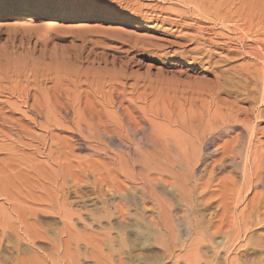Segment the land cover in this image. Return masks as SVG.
Masks as SVG:
<instances>
[{"label": "rangeland", "instance_id": "1", "mask_svg": "<svg viewBox=\"0 0 264 264\" xmlns=\"http://www.w3.org/2000/svg\"><path fill=\"white\" fill-rule=\"evenodd\" d=\"M29 7H36L40 10L63 11L72 14L73 17L43 18L32 15L33 17L21 16L22 18H20V16L12 14L13 12L25 11ZM85 14L92 16L84 17ZM93 15H97V17ZM2 19H17L19 22L11 27L0 29V264L58 263L47 239H34V244H32L29 242V237L35 232L41 231L47 234V238H53L55 233L61 230V225L53 215L43 212L37 213L39 214L36 220L37 225L33 224L34 220L26 209L29 204L26 203L31 200L26 197H32L30 190L31 193L39 194L38 186L43 188L46 185L49 186V175H47L46 169H41L42 163L40 164V162H43V165H48L50 155L60 154L62 150L59 149L68 145L66 143L63 146L61 143L67 142L63 136H69L67 134L70 130L67 129H71L72 123H62V120L59 119L66 117L54 109L51 104L56 98L60 99L59 102H63L65 100L63 96L65 98L68 96L70 99L74 97L72 95L75 93H96L97 89L104 95L119 91L117 101L122 97V104L124 103L126 108L137 107L139 112L134 114L136 119L138 118L137 120L141 119L142 116H146L147 119L149 117L151 122L147 120V128L154 134L157 133V136L161 134L159 136L161 138L165 136L172 144H175L177 136L182 134L180 139H183L186 152L189 151L190 155L196 156V153L201 151L204 153L206 151L212 152L216 146L221 151L233 147L235 150L230 155L231 157L224 159L223 170L220 167L213 172L212 178L214 177V179L211 178V180L217 183H211L210 186V189H217L220 183H227L229 185L228 190L234 186L235 190L238 189L235 191L232 188V193L229 192L227 195L230 198L232 215L243 211L246 197H251L253 192L262 193L264 191L259 184L255 188L249 187V182L247 184L249 180L247 178L251 174L250 169L253 173L257 166L253 164V161L259 157L258 154L264 158V0H0V20ZM198 27L203 30L198 29ZM198 32H201L202 36L204 35V39L215 40L210 42V46L207 42L198 45V43L190 40ZM214 41L218 43H214ZM194 46L200 50L196 47L192 49ZM208 57L209 59H207ZM221 72L231 77V81L227 80L226 87L222 84ZM63 74L65 75L63 76ZM59 79H62V82ZM83 79L86 82H82ZM108 79L109 81H107ZM90 80L94 81L93 84ZM105 83L106 85H104ZM56 84H58L57 89ZM97 85L98 87L94 91ZM228 86L230 89L227 88ZM104 95L97 96L96 94L95 99L93 98L99 110L103 109L101 112L104 115L101 117L105 121H109V119L112 121L113 118L118 119L117 117L123 119L120 111L103 103ZM83 100L88 103L86 101L88 99H85L84 96ZM83 104H77L78 106L75 105L74 107L79 110ZM50 106L53 112L49 110ZM78 107L80 108L78 109ZM35 108L42 110V112L37 113L36 110L34 112L32 109ZM75 108L74 111H76ZM105 108L108 110L113 108L112 112L118 115L115 114L116 117L114 114L112 115L111 110L107 115L108 110ZM53 113L59 118L57 119L55 116L54 118ZM76 113L69 112L71 118L67 114L65 121L72 120L74 115L73 118L75 119L78 114ZM228 113L235 114L238 121L233 119L232 124H235V128L230 131L227 130V134L222 130V137L219 136L222 139L218 137L215 140L211 139L216 144H208L209 148L203 147L204 149L202 148L200 151L190 142L193 138L192 136L190 138V135L189 138L187 137L190 133L186 129L190 126L189 122L193 121V125L199 126V131L195 126L192 130L197 129V135H201V131H204L201 125L203 124L202 127L206 133V130L210 129L208 127L211 121L210 126L219 127L216 130L222 129L221 124H219L221 120L217 123V119H224V117L222 118L223 114L226 119ZM197 117H201V120ZM202 118L204 119L202 120ZM116 119L113 121H117ZM183 120L187 121V124H184ZM122 121L125 122L126 119L124 118ZM198 121L201 122L197 125ZM180 122L181 125L184 124L183 127L179 124ZM68 124H70L69 128ZM241 126L243 130H241ZM236 134L240 138L238 135L236 137ZM59 138L61 142L57 143L55 139ZM172 139L174 140L172 141ZM189 139L190 141H186ZM217 139L219 141H216ZM191 146H194L192 154L193 147L191 148ZM49 149L53 152L58 150L59 153L50 152V154ZM197 150L199 151L197 152ZM236 151L238 155L235 153ZM74 153H77V156L87 154L83 151L80 152V155L78 151ZM74 155L76 156V154ZM59 156L64 157L63 154ZM186 158L184 155V161L188 162L192 157L187 160ZM207 161L209 162L210 159ZM185 162L184 164H186ZM34 163L35 165L38 164L39 167L35 166ZM255 163L258 164V161ZM201 168L202 166H196V171H200ZM247 170L250 173L247 172L248 177L245 176L246 172H244ZM199 171L197 173H200ZM31 173L40 177L41 181L39 182L37 178L31 176ZM226 178L227 182L225 181ZM204 179L206 178H202L200 182H204ZM32 180L36 183H33ZM27 182L36 187L27 185ZM242 182L246 186L248 185L249 189ZM230 193L235 195H230ZM172 194V214L180 224L184 222V214L180 209L181 196ZM177 198L179 202L175 203ZM214 206L215 203L211 205L210 211H205L206 213L200 212L198 217H201L204 226L206 220L202 216H207L206 219H208L210 217L208 213L214 210ZM26 213L29 214V217ZM40 218L42 219L40 220ZM232 220L233 223L234 221L236 223V219L233 218ZM73 223L76 226L75 231L78 230L79 232L82 229L81 226L76 222ZM263 225L264 223L257 231L258 233H252V238L255 239L259 237L260 233H264ZM233 226L229 229V237L231 238L235 236L233 232H235L236 226ZM256 227L257 225L253 226V229L251 228L253 232ZM231 233L234 235L232 236ZM247 234L250 235L251 233L248 232ZM178 235L180 239L186 238L181 234ZM217 237L221 238L222 234H218ZM243 238L238 239V243L237 241H235L236 243L233 242L230 246L232 250L229 249L232 252L228 249L226 252H222L226 255L221 256L223 259L226 256L227 261L223 263L220 256V264H231L229 260L232 262L234 257H240L235 252L242 250L240 246L246 241L244 239L242 242ZM180 245L181 251L176 252L180 256L181 260L179 261L189 264L187 259L192 260L194 257L192 246H187L185 240H182ZM204 251L206 252V249L201 250V252ZM240 254H242L241 258H247V264H264V248L256 254L251 250ZM201 260L203 263L204 259L201 258ZM169 264L174 263L171 260Z\"/></svg>", "mask_w": 264, "mask_h": 264}, {"label": "bare ground", "instance_id": "2", "mask_svg": "<svg viewBox=\"0 0 264 264\" xmlns=\"http://www.w3.org/2000/svg\"><path fill=\"white\" fill-rule=\"evenodd\" d=\"M12 14L20 16V18H22L21 16H32V15H37L43 18L58 17V16H64V17L68 16L70 18L73 17L72 14L69 13L67 14L63 11L40 10L36 7H29L25 11L13 12ZM83 16L90 17L92 15L85 14ZM93 16L97 17V15H93ZM17 22H19L17 19H2L0 20V29L11 27ZM197 24L199 25V23ZM199 28L201 27H198V29ZM203 36L201 32H198V34L193 35V37H191L193 39L190 40L198 43V45L207 42L209 46L211 45L210 42L215 40V39L212 40L207 38L204 39ZM216 42L214 41V43ZM196 46H194L192 49H195ZM202 48H204V46ZM204 54L206 55V53ZM228 54L230 53L228 52ZM232 54L235 55V53ZM207 59H209V57ZM65 74H63V76ZM221 74L223 79L222 84L226 87L228 83L227 80L231 81V77L227 76L225 73L222 72ZM124 78H126L125 75ZM124 78H119V79L123 80ZM61 80L62 79H59V81ZM84 81L85 80L83 79L82 82ZM107 81H109V79ZM90 82L92 81L90 80ZM57 85L58 84H56V89H57ZM104 85H106V83ZM96 87H98V85L95 86L94 91ZM227 88L230 89V86H228ZM97 90L96 93L84 92L82 94L81 93H75V95L71 94L74 97H71L70 99L68 98V96H66L67 98L63 96V99H65L63 102L61 101L59 102L60 99L56 98V100L54 99L53 103H51L53 105V108L57 109V111L62 113L63 116H65L66 118L69 112L70 113L73 112V114H75L78 111L77 112L78 114L76 113L77 116L75 119L73 118L75 117V115L74 116L72 115L73 116L72 120L69 121L67 120L65 121L66 118L64 117L59 119L60 121L62 120L61 121L62 123L63 122L66 123L69 122L70 124L72 123L71 125L68 124V128L70 125L71 129L65 128L67 130H70L67 134L69 135L68 136L69 138L66 135L63 136L65 137L64 139L67 140V142H64L65 144L61 143V145L63 146L66 145V143L68 145H66L65 147L62 146L63 148L59 149L62 150L60 154L56 156L50 155L51 157L50 159L48 158L49 159V164L47 163L48 165H43V162H40V164L42 163L41 169L43 170L46 169L47 175H49L48 177L49 186L47 187L46 185L45 188H43L35 184L39 187V194L31 193L30 190V194L32 195V197L27 196L26 198H29L31 201L30 202L28 201L26 204L29 203L31 207L28 206L29 205L28 204L26 209L29 212L30 217L34 220V222H32L33 224L37 223L36 220L39 216V214L37 213L43 212L46 214L53 215V217L58 221V223H60L61 230H58V232L55 233V236H53L54 239L49 237L47 238L46 237L47 234H45L44 231H43L44 233H42L41 231L35 232L31 237H29L30 240L29 242L34 244L33 242L36 239L39 238L47 239L50 245V249L52 250V252H54L55 255L54 254L53 255L56 256V259L58 261V263L56 264H60V263L62 264H80V263L82 264H169L171 260L173 261L174 264H185L184 262L179 261L181 260L180 256L176 254L177 251H181L180 244L182 240H185L187 242V246H192V250L194 251L193 259L192 260L187 259V262H189V264H220L219 261L220 256L225 254V253L222 254V252H226L227 251L226 249L232 250L230 246L233 244V242L237 241L238 243V239L241 240L240 238H243V236L244 238L242 239V242L244 241V239H246L245 244L240 246L242 250L240 251L237 250L238 252L237 251L235 252L237 253L236 255L240 257L239 258L234 257L233 261L231 262L229 260V262L231 264H247L248 260L245 257L244 259L241 258L242 256V254H240L241 252L246 253L248 250H251L254 251L256 254V252L259 253V251H261V249L264 248V233L263 234L260 233L258 235L259 237L255 239L252 238V233L254 234L258 230H260L261 225L264 223V191L262 193H258V191L253 192L251 197H246L245 198L246 203L244 205L243 211L237 213L236 215L234 214L232 215L230 201H229L230 198L227 195L229 192L233 191L231 189L232 188L234 189L235 187L233 180L231 181L233 182L234 187L230 186L232 187L231 189L229 188L230 190H228L229 185H227V183H220V181H219L220 184L218 185L217 189H210L211 188L210 186L211 183H217L216 181L213 182V180H211L215 169H219L220 167H222L224 159L232 155L235 149L233 147H229L228 149H223L221 151L218 149L219 147L216 146L214 147L212 152L206 151V153H204L201 151L203 147L209 148L207 145L214 143L213 140H215V138L217 137L219 138L220 135L222 137V130L226 132L227 130L230 131L233 128H235V124L234 125L232 124L234 120L238 121L237 120L238 118L235 116V114L228 113L227 114L228 117L225 119L226 116L224 114H226L225 113L226 111L223 112L224 116L222 115V118L224 117V119H217L218 120L217 123H219L220 120L221 121L223 120V122L220 121L219 123L221 124L220 127H222V129L220 130H216L217 128L219 129V127H214V125H212L213 127L210 126L212 124L211 121L209 127L207 125V127L210 129L206 130L205 133L204 132L205 129H203L202 127L203 124H202L201 128L204 131L201 132L204 134L199 132L201 135H197L198 134L197 131H199L198 129L199 126L196 127L195 125H193V121L189 122L190 125L189 127L185 126L190 133V134L187 133L188 134L187 137L189 138L190 135V138L191 136L193 138L191 139V141L190 139L186 141H190L191 143H193V145L198 147L202 152V153L198 152L199 150H197L198 153L195 152L196 153L195 156L194 154L190 155L188 153L189 151L186 152L185 144L182 141L183 139L182 140L180 139V136H182V134L178 135L177 140L175 139L177 142L175 144L174 143L172 144L171 141L168 140V138L166 139L165 136L164 138L162 137L163 138L162 139L161 137H159L161 134L157 136L156 135L157 133L154 134V132L150 131V129L147 128L148 125L147 120L148 121L150 120L149 117L147 119L146 116L145 117L142 116L141 119L137 120L138 118L136 119V116H134V114H136L135 112H139L136 109L137 107L131 106L132 108L128 109L129 107L127 106L128 108H126L125 107L126 105H124V103L122 104L123 102V100H121L122 97L117 101V98L119 97V93H120L119 91L117 93L109 92L106 95H104L103 93H101L100 90L99 91ZM96 94L97 96L104 95L103 99L101 97V99L104 101L103 103L109 107H115L116 110L120 111L119 113L123 116L122 117L123 119L124 118L126 119V121L123 122L122 121L123 119H120L119 117H117L118 119L113 118L114 120L116 119L117 121H113V119H111L113 122L110 121V119L109 121H105L102 118L104 114L102 115L103 112L101 111H103V109L99 110L97 103L93 101L95 99L94 96L96 97ZM60 96H62V93H60ZM83 96L85 97V99H88L86 100L88 103H86L83 100ZM139 98L141 97L139 96ZM82 100L85 102L84 104ZM77 104L78 105L83 104L82 108L79 109L80 107H78L79 110H76L74 106ZM50 108L51 106L49 107V110L52 111L53 109ZM74 108L76 111H74ZM106 109L108 110V108H105V110ZM112 109L109 108V110H111V114L113 115L114 113L112 112ZM32 110L34 112L36 110L37 113H39V111L42 112V110H37L36 108ZM109 110L107 111V115L108 112H110ZM47 114L48 113H46V116H48ZM115 114L118 115L117 113ZM54 116L55 114L53 115V117ZM68 116L70 117L71 115L69 114ZM55 117L57 119L59 118L58 116ZM197 118L198 119L200 118L199 120H201V117H197ZM184 119L186 120L187 118ZM203 119L204 118H202V120ZM177 120L178 119L176 118V121ZM180 120L181 119L179 118V121ZM175 122L173 123L177 124ZM186 122L184 121V124H187ZM200 122L197 123V125L200 124ZM62 123L61 125L67 127V125L65 126ZM179 124L181 125V122ZM184 124H182L181 126L183 127ZM194 126L195 128L198 129V130L196 129L197 131L192 130L194 129ZM204 126L206 127V124H204ZM248 126H246V128L249 129ZM57 127L60 126L57 125ZM147 129L149 130L147 131ZM186 129L184 128V130ZM241 130H243V128ZM251 131H253V129ZM225 134H227V132ZM237 135L238 134H236V137ZM170 138L172 137L170 136ZM238 138H240L239 135ZM59 139H55V141L57 140V143L61 142V139L60 141H58ZM52 140H54V138H52ZM173 140L174 139H172V141ZM216 141L219 140L217 139ZM194 146H191V148L193 147L192 150L190 149L191 154L193 153L192 151L194 149ZM58 147L61 148L60 145ZM50 150L51 149H49V153L51 152L57 154L58 152V150L57 152L56 151L53 152ZM75 151H78L79 155L80 152L82 151L83 153L87 152V154L85 155L82 153L83 157L81 155L80 157L77 156L78 155L77 153H74ZM187 153H188V157L186 156ZM235 153L237 154V151ZM61 154H63L64 157L59 156ZM74 154H76V156ZM184 155L185 158L187 157L186 160L190 159L191 157L192 158L190 159V161L185 162ZM258 155L259 157L258 158L256 157L255 158L256 160L253 161L254 158L252 159L253 164L255 166L257 165L256 169L254 168L255 171L252 173V169H250L251 174L249 173L248 170L244 172H246L245 175L246 177H248L247 172L248 174H250L249 177L247 178L249 179L247 181V184L249 182L248 184L249 187L255 188L258 187L257 185L259 184L264 190V158L261 154ZM207 159H210V161L208 162ZM232 159H234L233 156ZM256 161H258V164L255 163ZM184 162L186 164H184ZM198 165L202 166L200 171L197 170L200 173H197L196 171V166ZM35 166L39 167L38 164ZM42 172L45 173V171ZM31 176L34 175H32L31 173ZM34 177L37 178L39 182L41 181L40 177H38L37 175ZM202 178H206L204 179L205 180L204 182H200L202 181L201 180ZM212 179H214V177ZM226 180L227 178L225 179V181ZM25 181H27V179ZM225 181L222 180V182ZM30 184H28L27 182V185ZM30 186L33 188L36 187L33 185ZM197 188L198 191L196 192ZM40 190H42V193H40ZM172 193L181 196L180 197L181 200L179 199L181 201L180 209L184 214L183 217L184 222L180 224L177 222V219L172 214V202H171V197H173ZM231 193L230 195H235ZM178 198L175 201V203L179 202ZM213 203H215L214 210H211L212 212L208 213L209 214L208 216L210 217L206 219L207 216L206 217L202 216L206 220L205 223L206 225L204 226L203 225L204 223L202 222L203 220H201L200 219L201 217L199 218L198 216H200L199 214L201 211L205 212L211 209L212 208L211 205ZM22 207L24 206L22 205ZM30 211L32 212L30 213ZM26 214L29 217V214L28 213ZM233 218L236 219V223L235 221L234 223L232 222ZM41 219L42 218H40V220ZM29 222L31 223L30 220ZM73 222H76V224H79L81 226L82 229L79 232L78 230L75 231L74 228L76 226ZM25 223L27 222L25 221ZM258 224L260 225L258 226ZM233 225L236 226V229L234 228L235 232H233L235 233V236H233L234 234L231 233V235L234 237L231 238L229 237V229L232 228ZM256 225H257L256 230H254L253 232L252 227ZM248 232H250L251 234L248 235L247 234ZM178 234H181L186 238L185 239L181 238L182 239L181 240ZM218 234L220 235L222 234V237L221 238L217 237ZM202 249L203 250L206 249V252L205 251L201 252ZM201 258L204 259L203 263H201L202 261ZM50 260L52 261V259ZM225 261H227L226 256L224 259L222 257V262L224 263Z\"/></svg>", "mask_w": 264, "mask_h": 264}]
</instances>
